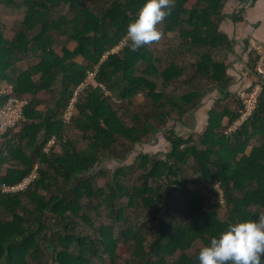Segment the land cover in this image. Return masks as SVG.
<instances>
[{
  "label": "trees",
  "instance_id": "16d2710c",
  "mask_svg": "<svg viewBox=\"0 0 264 264\" xmlns=\"http://www.w3.org/2000/svg\"><path fill=\"white\" fill-rule=\"evenodd\" d=\"M1 1L24 14L10 38L0 19V106L10 97L27 104L0 139V264H120L125 254L127 264H199V249L229 223L264 218V84L254 112L224 133L241 108L228 92L232 44L219 30L231 0H173L157 25L160 38L174 34L167 48L157 47L159 38L136 51L125 33L144 0ZM255 60L251 52L247 90L261 82ZM213 90L224 99L204 131L180 134L173 123L186 122ZM160 130L170 144L164 157L139 150L131 164L96 173L101 161L123 160ZM34 172L26 189L3 192ZM104 212L110 223L96 220ZM79 219L94 233L77 232Z\"/></svg>",
  "mask_w": 264,
  "mask_h": 264
},
{
  "label": "clouds",
  "instance_id": "9594fccd",
  "mask_svg": "<svg viewBox=\"0 0 264 264\" xmlns=\"http://www.w3.org/2000/svg\"><path fill=\"white\" fill-rule=\"evenodd\" d=\"M173 0H144L127 24L125 38L132 51L160 38L157 25L170 14ZM264 218L238 219L229 223L201 247L199 264H262Z\"/></svg>",
  "mask_w": 264,
  "mask_h": 264
},
{
  "label": "crops",
  "instance_id": "0c3cea01",
  "mask_svg": "<svg viewBox=\"0 0 264 264\" xmlns=\"http://www.w3.org/2000/svg\"><path fill=\"white\" fill-rule=\"evenodd\" d=\"M242 10L243 20L233 21L231 15ZM223 13L226 18L220 22L219 30L223 32L232 44V52L227 57V73L231 78L228 92L235 95L238 91L247 89L254 81L253 73L248 67L251 56L250 40L264 41V0H246L242 2L231 0L226 3ZM73 50V49H71ZM223 97L213 90L202 100L201 104L188 117L186 122L175 121L177 131L180 134L204 130L208 122V112L215 102ZM224 99V98H223ZM231 111L236 104L230 98L223 102ZM228 121L226 116L222 119V125ZM185 127V128H182ZM203 128V129H202ZM252 145L247 147L250 151Z\"/></svg>",
  "mask_w": 264,
  "mask_h": 264
},
{
  "label": "rangeland",
  "instance_id": "374dc122",
  "mask_svg": "<svg viewBox=\"0 0 264 264\" xmlns=\"http://www.w3.org/2000/svg\"><path fill=\"white\" fill-rule=\"evenodd\" d=\"M63 12H64V10H63ZM63 12L61 11L59 14H61ZM23 14H24V9L17 10L14 7L6 5L5 3H3L0 0V19L3 22V27L5 29V33H6L7 37H9V38L13 37L14 28L17 24V21H19L23 17ZM173 36H174V34L168 33L166 37H161L160 38L161 41H159V44L157 47L160 49L167 48V45L172 40ZM75 47H76L75 43H72L69 46L70 49H74ZM30 63H33V60H31ZM30 63H29V61L28 62L24 61L23 63H21V65L23 67H25ZM143 102H144V99L142 96H138L135 99V104L137 107L138 106L141 107ZM182 128H185V127H182ZM179 130H180V128H179ZM203 131L204 130L201 131V129H200L197 133H201ZM69 134H71L72 136H75L76 134H79V131H77L76 129H70ZM136 148L137 149L135 151H132L131 153L127 154L123 160L113 158V157L104 159L103 161H101L97 165L96 173H99L101 170H110V169L115 170L122 165L131 164L136 159V157L139 153V150H142L145 153H151V154L158 153L160 157H164L166 155V153L170 150V144L165 137L164 131L160 130L155 135L148 136L147 139L142 143V145L140 147L137 146ZM7 167H8V165L4 166L3 173L6 172ZM189 167H190V169H189L190 175L193 176L192 178H195L197 176V174L195 173V166H194L193 161L190 162ZM190 187L192 189H196L198 186L196 183H190ZM217 210H218V216L220 218L224 219L227 215V211H226V208L224 206V203ZM128 216H134V212L132 213L131 210L128 211ZM96 220L101 222V223H110L105 212L102 214V217H97ZM77 222H78V224L75 226L77 232L84 233V234L94 233V229H92L91 226L89 224H87L85 221H83L82 219H79ZM199 246H201V245L200 244L196 245V247H199ZM48 256H49V254H48ZM128 258H129V255L125 254L124 258L119 261L120 264H127ZM91 264H111V263L109 261H102V260L96 259L95 261H92Z\"/></svg>",
  "mask_w": 264,
  "mask_h": 264
},
{
  "label": "built area",
  "instance_id": "2783aa9c",
  "mask_svg": "<svg viewBox=\"0 0 264 264\" xmlns=\"http://www.w3.org/2000/svg\"><path fill=\"white\" fill-rule=\"evenodd\" d=\"M123 45L124 44L121 43L116 49L113 50V52H117L120 48H122ZM249 47L250 51L253 52L254 56L256 57L254 72L261 82L252 85V88L250 90L245 89L236 93V97L241 104L239 116L231 123L227 124V127L224 130L225 134H229L236 128H238L254 112L258 96L261 92V86L262 84H264V41H257L252 39L249 41ZM94 76L95 73H90L87 82L78 88L76 97L73 99L70 107H68L67 112L64 114V118L67 122H69L73 117L79 94L89 83H91V79ZM26 104V99L10 97L5 104L0 106V139L5 132H7L10 128L16 126L25 118L24 107ZM35 176L36 174L34 172L22 182L13 186L3 184L2 190L3 192L22 191L29 186ZM214 186L218 191H220L218 181H215Z\"/></svg>",
  "mask_w": 264,
  "mask_h": 264
}]
</instances>
